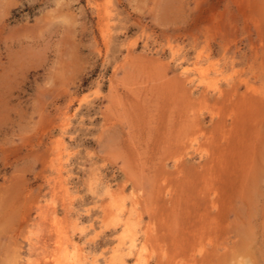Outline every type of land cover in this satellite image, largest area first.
<instances>
[{
  "label": "rangeland",
  "instance_id": "rangeland-1",
  "mask_svg": "<svg viewBox=\"0 0 264 264\" xmlns=\"http://www.w3.org/2000/svg\"><path fill=\"white\" fill-rule=\"evenodd\" d=\"M64 263L264 264V0H0V264Z\"/></svg>",
  "mask_w": 264,
  "mask_h": 264
},
{
  "label": "bare ground",
  "instance_id": "bare-ground-1",
  "mask_svg": "<svg viewBox=\"0 0 264 264\" xmlns=\"http://www.w3.org/2000/svg\"><path fill=\"white\" fill-rule=\"evenodd\" d=\"M64 203V201L62 202V204ZM66 208V207H65ZM53 212H55V210L53 211ZM45 213V212H44ZM41 214V213H40ZM43 214V213H42ZM41 214V215H42ZM46 215V214H45ZM62 215V214H61ZM51 217V216H50ZM58 217V216H57ZM45 218H47V217H45ZM59 218V217H58ZM62 218H63V216H62ZM53 219V218H52ZM61 219V218H60ZM42 220V219H41ZM44 220V219H43ZM51 220V219H50ZM68 220V219H67ZM45 221H48V220H45ZM60 222H61V220H59ZM65 221V220H64ZM51 222V221H50ZM52 222H53V220H52ZM62 223H64V222H62ZM46 224V223H45ZM45 224H43V225H45ZM50 226V225H49ZM61 226H62V224H61ZM46 227V226H45ZM51 227V226H50ZM63 227H64V225H63ZM55 228H56V226H55ZM55 228H53V229H55ZM47 229H49V228H47ZM64 229V228H63ZM50 230V229H49ZM60 230V229H59ZM68 230V229H67ZM57 232H58V230H56ZM55 231V232H56ZM56 232V233H57ZM63 232H65V231H63ZM49 233V232H48ZM52 233V232H51ZM60 233H61V231H60ZM63 234V233H62ZM45 235V234H44ZM67 235V234H66ZM65 235V236H66ZM46 236H47V234H46ZM50 236V235H49ZM54 236H55V234H54ZM59 236V235H58ZM42 237V236H41ZM44 237V236H43ZM56 237V236H55ZM60 237V236H59ZM67 237V236H66ZM65 237V238H66ZM48 238H50V237H48ZM58 238V237H57ZM70 238V237H69ZM59 239V238H58ZM67 239V238H66ZM42 240V239H41ZM40 240V241H41ZM51 240V239H50ZM65 240V239H64ZM69 241V240H68ZM71 241V240H70ZM70 241L68 242V243H70ZM43 242V241H42ZM45 242V241H44ZM64 242V241H63ZM38 244V243H37ZM36 245V244H35ZM41 245V244H40ZM48 245V244H47ZM42 246V245H41ZM57 248V247H56ZM51 250V249H50ZM48 251V250H47ZM45 253V252H44ZM66 253V252H65ZM65 255V254H64ZM63 256V255H62ZM64 258V257H63ZM65 259V258H64ZM72 260V259H71ZM62 261V260H61ZM71 261H69V263H70ZM65 264V263H64ZM68 264V263H67Z\"/></svg>",
  "mask_w": 264,
  "mask_h": 264
}]
</instances>
